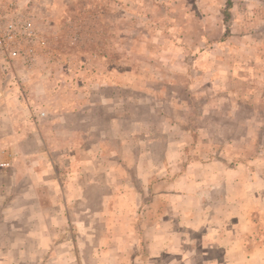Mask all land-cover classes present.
I'll list each match as a JSON object with an SVG mask.
<instances>
[{"label":"rangeland","instance_id":"1","mask_svg":"<svg viewBox=\"0 0 264 264\" xmlns=\"http://www.w3.org/2000/svg\"><path fill=\"white\" fill-rule=\"evenodd\" d=\"M7 1L46 53L0 86L77 184L45 186L56 225L20 228V264H264V0Z\"/></svg>","mask_w":264,"mask_h":264},{"label":"crops","instance_id":"2","mask_svg":"<svg viewBox=\"0 0 264 264\" xmlns=\"http://www.w3.org/2000/svg\"><path fill=\"white\" fill-rule=\"evenodd\" d=\"M35 69L26 70L20 67L18 68L20 74L14 77L20 83H24L25 76L28 77L25 73ZM1 73L9 72L0 71ZM4 89L0 86V163L7 162L8 165L0 167V228H5L11 236L0 237V264H9L8 260L14 264H20L19 259L29 258L27 239L24 235L19 239L23 234L18 233L22 230L20 228H51L56 225L53 224L54 219H48L55 216L52 212L57 210V207H53L54 199L52 198L49 205L46 204L44 196L49 193L48 197H57L60 186L70 192L71 187H77V184L75 179L70 184L68 182L63 184L62 181L59 183L57 160L51 145L54 140L51 138L54 136L57 124L50 123L45 127L43 125L45 120L42 118L44 113L21 106L16 101L17 97H14L12 103L19 106L8 105L9 100L5 94L7 91H3ZM66 125L69 127L70 122ZM70 128L74 129L71 126ZM106 136L104 134L103 139L106 140ZM127 138L131 139V135L129 134ZM98 147V153L93 152L90 161V154L85 156L83 162L84 160L90 164L101 160L105 162L106 154L105 151H101L103 148L101 142ZM87 152L90 153V150L88 149ZM68 178L71 179V176ZM94 182L100 185L101 180ZM44 188L48 193L44 192ZM81 194L83 198L82 190ZM55 200L57 203V199ZM41 235H44V232L37 230L31 234L33 236L31 241L36 242L35 238ZM38 243L41 244V248L39 246L36 252L40 256L42 252L47 255V249L53 244L51 239L46 238H41Z\"/></svg>","mask_w":264,"mask_h":264},{"label":"built area","instance_id":"3","mask_svg":"<svg viewBox=\"0 0 264 264\" xmlns=\"http://www.w3.org/2000/svg\"><path fill=\"white\" fill-rule=\"evenodd\" d=\"M46 53V40L30 13L7 1L0 11V71L18 77V68L33 70ZM8 163H0V167Z\"/></svg>","mask_w":264,"mask_h":264}]
</instances>
